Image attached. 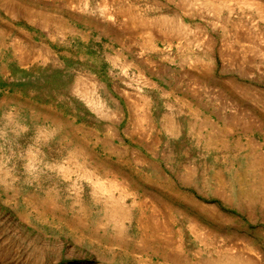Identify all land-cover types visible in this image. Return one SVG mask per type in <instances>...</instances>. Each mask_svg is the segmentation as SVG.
Here are the masks:
<instances>
[{"label":"rangeland","instance_id":"obj_1","mask_svg":"<svg viewBox=\"0 0 264 264\" xmlns=\"http://www.w3.org/2000/svg\"><path fill=\"white\" fill-rule=\"evenodd\" d=\"M161 16L186 32L143 25ZM241 86L264 92L242 0H0V264H264V107Z\"/></svg>","mask_w":264,"mask_h":264},{"label":"bare ground","instance_id":"obj_2","mask_svg":"<svg viewBox=\"0 0 264 264\" xmlns=\"http://www.w3.org/2000/svg\"><path fill=\"white\" fill-rule=\"evenodd\" d=\"M181 1L183 4L184 3L188 4L190 2V0H181ZM214 1H216V0H207V2H210V3L214 2ZM217 1L223 2L225 0H217ZM234 1H237V0H234ZM242 1L248 5H251V6L255 5L257 10L261 14L262 19L264 20V8L261 6V4L256 3V2L251 3L249 0H242ZM143 22H144V24L143 23L142 24L145 25L146 27H149V28H152V27L158 28L159 27L158 29L161 28L160 30L163 31L162 35L165 38L170 37V36H179L183 32V31L179 32L180 30L184 29V31H185L184 24L176 17L161 16L159 18L147 19V20H144ZM182 26H184V27L182 28ZM199 33L200 34L195 35L196 39L197 38L199 40L204 39L206 42L210 41V39L208 37H206L202 32H199ZM185 35H186V33H185ZM249 36H250V34H247V33L240 34L237 37V41L239 43H246V42H248L246 40L249 39ZM254 48H252L250 45L249 46H246V45L242 46L243 56H244V60L246 63H247V58L249 56V53L251 54V52L254 51ZM240 89L242 91L243 96H245V97L253 96L255 99V102L264 107V92L257 90V89H254V88H251V87H245V86H241ZM118 185L119 184L117 183V181H114V180L111 181V187H117ZM100 187H102V188H100ZM100 187L99 188L101 190H109L108 188L110 187V185L108 187H106L105 185L104 186L101 185ZM240 255H238V256H236V255L227 256V257L223 258V260H221V261L220 260H218V262L216 261L215 264H255L256 263V261L254 262V260H252V257H248V256L244 257L243 254H242V256H243L242 257Z\"/></svg>","mask_w":264,"mask_h":264}]
</instances>
